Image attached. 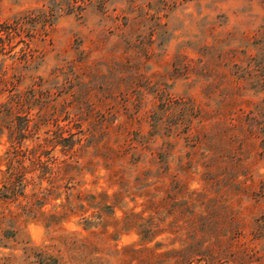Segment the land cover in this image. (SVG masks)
Here are the masks:
<instances>
[{
  "label": "rangeland",
  "instance_id": "obj_1",
  "mask_svg": "<svg viewBox=\"0 0 264 264\" xmlns=\"http://www.w3.org/2000/svg\"><path fill=\"white\" fill-rule=\"evenodd\" d=\"M14 20L10 37L0 38V190L14 148L28 152L42 144L43 160L53 158L50 167L68 175L47 191L49 182L29 170L16 179L27 199L0 197V264H83L84 241L105 253L139 244L134 231L92 236L100 227L91 198L114 195L124 179L120 201L103 202L102 213L121 218L142 212L141 192L150 182L143 160L171 143V171L180 172L179 156L189 148L168 125L180 102L217 109L232 96L224 78L240 82L238 99L253 103L257 121L249 127L260 132L264 125V0H0V22ZM167 99L172 108L165 112L161 100ZM121 125L150 143L138 152L137 164L119 169L120 163L107 160L117 145L105 127ZM58 134L65 140L56 143ZM252 159L255 177L264 183V153ZM202 172L200 166L190 170L189 191L202 188ZM80 192L87 198L79 200ZM255 193L242 204L256 206L252 216L243 210L250 224L242 241L249 243L256 229L260 235L251 245L264 257V187L257 184ZM28 200L30 212L23 208Z\"/></svg>",
  "mask_w": 264,
  "mask_h": 264
},
{
  "label": "trees",
  "instance_id": "obj_2",
  "mask_svg": "<svg viewBox=\"0 0 264 264\" xmlns=\"http://www.w3.org/2000/svg\"><path fill=\"white\" fill-rule=\"evenodd\" d=\"M16 24L15 20L12 23L0 22V38H4L3 35L9 38ZM224 80L229 83L224 90L232 96L226 95L217 109L209 107V103L180 102L174 123L168 125L170 128L167 130L174 132L178 140L185 142L184 147L189 148L184 156H179L177 169L180 172L171 171L170 160L175 155V147L171 143H166L165 149L162 146L160 152L150 151L149 157L143 160L150 167V178L145 179L150 182L141 192L145 198L142 212L130 211L121 218L102 213V209L106 208L103 204L109 199L120 201L124 193V179H118L121 187L114 195L99 194L91 198L99 212L96 219L97 227H100L98 231L91 232L92 236L101 235L105 239L123 231H134L139 244L115 247L105 253V249L84 241L81 245L85 254L83 264H264V257H258L251 245L259 238L260 232L253 228L249 243L242 241L247 238L245 229L250 224L243 219V210L248 209V214L252 216L256 207L246 209L242 208V204L246 199H254L257 184L264 187V183L255 177L256 162L252 159L253 155L264 153V125L259 127L260 132L249 127L250 120L257 121L252 116L253 103L238 99L242 91L240 82L230 78ZM215 93V90L208 92L206 97L210 99ZM161 103L165 112L172 108L171 99L161 100ZM260 115L264 118V105ZM136 118L140 123L141 119ZM215 126L223 129L218 134H212ZM105 132L113 136L112 144L117 145V150L112 151L107 160L110 165L120 163L119 169L124 164L132 165L133 160V164H137L135 157L138 152L140 154L149 148L150 139L145 141L140 132L132 137V132L125 125L105 127ZM64 140L62 134L56 137V143ZM261 145L263 150L259 152ZM69 148L65 150L69 151ZM111 148L112 145L108 147ZM44 153L42 144H38L34 151L19 152L14 148L10 152L6 159L7 182L0 190L2 199L28 198L19 190L21 183L16 182L18 178L23 179L26 171H39L40 179L50 184L47 191L54 188L56 181L68 175L65 169L51 168L49 164L55 160H43ZM20 156L29 160L30 166H24ZM87 164L91 165L92 161ZM197 166L203 168V185L200 190L189 191L186 182L190 170ZM32 181L25 179L26 184H32ZM31 197L37 196L33 193ZM78 198L82 201L87 195L80 192ZM30 203L28 200L23 207L27 212L32 210ZM85 224L87 226L90 222L85 220ZM108 228L112 231L108 232ZM104 255L114 258V261Z\"/></svg>",
  "mask_w": 264,
  "mask_h": 264
}]
</instances>
